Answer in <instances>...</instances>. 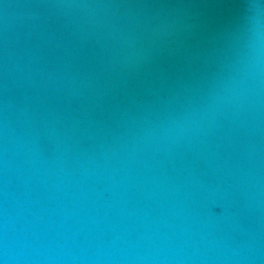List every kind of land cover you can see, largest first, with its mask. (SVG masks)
<instances>
[{
	"label": "water",
	"instance_id": "obj_1",
	"mask_svg": "<svg viewBox=\"0 0 264 264\" xmlns=\"http://www.w3.org/2000/svg\"><path fill=\"white\" fill-rule=\"evenodd\" d=\"M0 264H264V0H0Z\"/></svg>",
	"mask_w": 264,
	"mask_h": 264
}]
</instances>
